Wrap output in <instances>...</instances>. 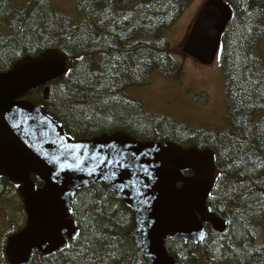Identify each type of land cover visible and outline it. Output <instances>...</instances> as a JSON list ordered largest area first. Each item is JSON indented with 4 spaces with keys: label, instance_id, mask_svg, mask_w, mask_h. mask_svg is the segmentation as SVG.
Masks as SVG:
<instances>
[{
    "label": "trees",
    "instance_id": "trees-1",
    "mask_svg": "<svg viewBox=\"0 0 264 264\" xmlns=\"http://www.w3.org/2000/svg\"><path fill=\"white\" fill-rule=\"evenodd\" d=\"M191 1L78 0L84 20L75 24L55 0H0V73L21 61L17 53L24 54L23 59L35 58L58 49L70 58L72 76L49 85L48 101L43 88L25 100L45 105L77 141L120 131L140 142L213 151L224 178L218 179L215 200L210 199L208 207L228 229L219 234L206 225L202 244L176 237L167 242L168 253L176 264H204V259L206 264H264V232L258 227L264 224V60L258 54L264 38V0H228L235 17L222 42L227 129L193 134L175 118L151 114L129 94L154 77L172 80L181 75L164 35ZM56 85H63L64 91ZM168 100L173 107L174 101ZM32 178L37 188L44 187ZM10 187L15 189V206L20 197L7 180H0V199L14 196L7 193ZM77 199L82 202V220H87L84 235L64 252L33 256L29 264H150L132 238L135 214L109 186H91ZM4 214L11 225L13 214ZM4 251L3 246L2 260Z\"/></svg>",
    "mask_w": 264,
    "mask_h": 264
},
{
    "label": "water",
    "instance_id": "water-1",
    "mask_svg": "<svg viewBox=\"0 0 264 264\" xmlns=\"http://www.w3.org/2000/svg\"><path fill=\"white\" fill-rule=\"evenodd\" d=\"M232 17L231 7L223 0L207 1L188 36L184 51L204 65L213 64ZM52 50L60 53L65 67L72 68L71 61L64 52L58 49L48 51ZM24 59L34 58L27 57ZM19 63L21 61L17 64ZM12 69L0 73V76L6 77L3 81L0 111H3L4 115L8 117L7 121L0 120V179H6L12 185H19V193L24 200L28 219L25 228L10 236L7 240L6 255L10 264H28L33 254L40 257L55 255L66 249L64 244H67V241L77 240L65 238L64 244H61L55 239L61 215L60 188L69 189L79 185V193L91 186L106 185L111 189L112 187L105 178L99 175V171L93 176L69 174V178L56 190L49 187L45 169L33 162L18 143L22 140L23 133L17 135L19 130L13 131L9 125L13 122H21L24 131H28L33 122H25L22 118L25 115L36 116L38 114L40 118L46 117L49 120H55L57 124H61L49 115L45 105H36L30 100H25V98L33 91L43 88L46 84L58 80L63 75H54L51 71L41 73L25 68V70L9 77ZM49 94L50 89L46 88L44 91L45 100L49 99ZM10 107L13 110L12 112L5 111ZM37 110H39V113ZM15 113H19V117H16ZM61 131L64 135L71 136L64 127ZM114 137L117 142L125 141L132 144L137 151H149L150 148L157 147L171 149L162 160L157 159L155 161V163L161 165L158 170L160 179L148 190L151 195L158 197L153 206L160 217L157 230L151 237L146 238L145 242V251L151 249V256L146 259L149 263L176 264V261L168 254L166 249V243L175 237L199 245L206 238L205 225H211L213 230L220 234L227 231L228 223L216 214L206 213L203 216L197 214L196 221L200 223L199 231H202L205 237L201 240L197 227L182 211L183 207L193 200L208 207V200L212 197L218 181L217 177L220 175L217 159L212 151H200L197 148L185 149L171 143L162 145L154 142H140L120 131L112 134L104 133L91 139L78 140V142H84L89 146H99L100 144L112 142ZM28 151H31V149ZM153 155L158 156L159 154L149 152V158L146 162L151 163ZM181 165L188 166L187 171H184ZM42 173L44 175H41ZM186 173L191 175H186ZM32 176L35 177L37 182L43 183L44 187L37 189ZM121 179H126V177ZM148 183H151V181H148ZM181 188H184L182 193L178 191ZM116 194L118 199L123 201L136 214V226L132 232V238L140 250L141 237L138 233V225L141 213L138 211V199L135 193L132 194V198H129L126 194L117 192ZM151 219H156V216H152ZM60 235H63V233H60ZM48 236H52L53 239H46ZM40 238L45 239L46 242L37 246Z\"/></svg>",
    "mask_w": 264,
    "mask_h": 264
},
{
    "label": "snow or ice",
    "instance_id": "snow-or-ice-1",
    "mask_svg": "<svg viewBox=\"0 0 264 264\" xmlns=\"http://www.w3.org/2000/svg\"><path fill=\"white\" fill-rule=\"evenodd\" d=\"M30 51L35 54L37 49L30 47ZM17 55L21 57V63L12 69L9 77L25 70V68L41 73L51 71L54 75L72 76V70L64 66L63 57L56 50L36 55L34 59H23L24 54L22 53H17ZM80 59L82 60L83 57ZM5 79L6 77L0 76V100L3 96V81ZM56 87L61 92L64 91L63 85H56ZM5 111L12 112L13 110L10 107ZM37 112L39 113V110ZM14 115L19 117V113ZM7 119L4 112L0 111V120L7 121ZM22 120L33 122L28 131H24L21 122H13L9 127L13 131L19 130L17 135L23 133V138L18 143L33 162L45 169L46 179L51 189L56 190L69 178V174L93 176L99 171V175L105 178L117 193L126 194L129 198H132V194L135 193L138 199V211L141 213L138 225V233L141 237L140 251L144 252L145 259L150 258L151 249L145 251V242L146 238L151 237L157 230L160 217L153 206L158 197L151 195L148 190L160 179L158 170L161 165L155 161L162 160L171 149L157 147L150 148L149 151H137L132 144L125 141L117 142L115 137L110 143L89 146L84 142L76 141L74 136L64 135L61 131L63 125L57 124L55 120H49L46 117L40 118L39 114L36 116L25 115ZM29 149L31 151H28ZM149 152L159 154L152 156L151 163L146 162ZM181 168L187 171L188 166L181 165ZM122 177H126V179H121ZM217 178L223 179L224 177L219 175ZM17 186L19 187V185ZM33 187L35 186L33 185ZM78 190L79 185L69 189L60 188L61 215L55 239L61 244H64L65 238L74 240L82 237L86 230L87 220H82L84 213L81 207L82 202L77 199ZM178 191L182 193L184 188ZM210 199L215 200V197H210ZM182 211L199 231L200 223L196 221V215L203 216L206 213H211L213 208L205 207L203 203L193 200L186 204ZM154 215L156 219H151ZM199 236L201 240L205 238L202 231H199ZM84 238L87 239V237ZM46 239L52 240L53 237L48 236ZM45 242V239L40 238L37 246ZM64 247L71 248L72 245L64 244Z\"/></svg>",
    "mask_w": 264,
    "mask_h": 264
},
{
    "label": "rangeland",
    "instance_id": "rangeland-1",
    "mask_svg": "<svg viewBox=\"0 0 264 264\" xmlns=\"http://www.w3.org/2000/svg\"><path fill=\"white\" fill-rule=\"evenodd\" d=\"M20 1L11 0L13 4L20 3ZM206 1L192 0L176 22V25L166 31L164 35L170 42L172 55L182 73L181 78L179 80H167L154 77L152 83L148 86L129 90V94L141 100L151 114L156 113L175 118L184 126L193 129H188L190 132L199 135L203 134L202 129L224 128L227 125L229 109L225 88L228 76L225 77L224 59L219 55L213 65L204 66L183 51V45L199 15V9ZM55 2L65 14L75 20H73L75 24H79V21L81 23L84 20V17L77 10L78 0H55ZM262 6H264V3ZM259 42L262 43L259 45L258 54L264 60V38ZM225 58H229L228 54ZM155 78H158L156 84H154ZM50 84L48 83L45 86L49 87ZM168 98L170 101H174L173 107L169 105ZM224 129H227V127ZM14 190L13 187H10L7 193L14 194ZM13 197H16V195H11L8 199H4V197L0 199V256L7 238L11 234L22 230L26 224L23 205L18 204L21 199L17 198L15 201L17 204L13 206ZM4 213L13 214L15 220L11 225H9ZM1 220H3V224ZM258 227L264 232V224L258 225ZM262 239L264 240V233ZM142 253L144 254V252ZM6 263L7 261L0 260V264ZM204 264H206L205 259Z\"/></svg>",
    "mask_w": 264,
    "mask_h": 264
},
{
    "label": "bare ground",
    "instance_id": "bare-ground-1",
    "mask_svg": "<svg viewBox=\"0 0 264 264\" xmlns=\"http://www.w3.org/2000/svg\"><path fill=\"white\" fill-rule=\"evenodd\" d=\"M169 254V253H168ZM170 255V254H169ZM171 256V255H170ZM172 257V256H171ZM173 258V257H172ZM174 259V258H173ZM175 260V259H174ZM151 264V263H150Z\"/></svg>",
    "mask_w": 264,
    "mask_h": 264
}]
</instances>
